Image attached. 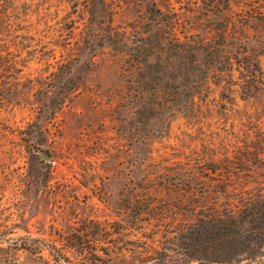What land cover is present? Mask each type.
I'll return each mask as SVG.
<instances>
[{
	"label": "rangeland",
	"instance_id": "374dc122",
	"mask_svg": "<svg viewBox=\"0 0 264 264\" xmlns=\"http://www.w3.org/2000/svg\"><path fill=\"white\" fill-rule=\"evenodd\" d=\"M263 197L264 0H0V264H201Z\"/></svg>",
	"mask_w": 264,
	"mask_h": 264
},
{
	"label": "trees",
	"instance_id": "16d2710c",
	"mask_svg": "<svg viewBox=\"0 0 264 264\" xmlns=\"http://www.w3.org/2000/svg\"><path fill=\"white\" fill-rule=\"evenodd\" d=\"M243 224H247V227H242ZM86 226H79L64 236L60 246L44 239L29 238L30 242L23 243L21 247L33 253L47 250L52 257V263L47 264H71L66 255L71 250L81 255L90 253L94 257L91 262H95L97 258L93 251L96 248L87 247L82 238ZM191 238L182 253L201 264H223L241 260H245L244 264H253L259 256V249L264 246V197L253 202L248 207V212L243 211L238 220H199L191 228ZM107 251L105 249L104 253L109 254Z\"/></svg>",
	"mask_w": 264,
	"mask_h": 264
}]
</instances>
